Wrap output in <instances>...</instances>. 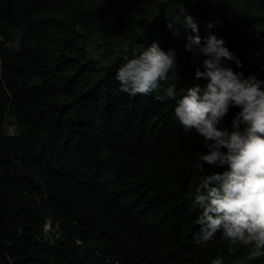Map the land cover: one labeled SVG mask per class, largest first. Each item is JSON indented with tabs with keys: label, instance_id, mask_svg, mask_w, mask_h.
<instances>
[{
	"label": "trees",
	"instance_id": "1",
	"mask_svg": "<svg viewBox=\"0 0 264 264\" xmlns=\"http://www.w3.org/2000/svg\"><path fill=\"white\" fill-rule=\"evenodd\" d=\"M185 2L201 38L222 37L241 61L226 66L264 79V0H163L154 15H116L108 38L124 33L127 43L110 44L101 68L72 16L80 0H0V264H236L247 255L220 232L197 246L201 138L184 131L174 100L130 96L115 78L121 53L156 42L176 54L163 89L174 84L179 97L205 83L194 75L204 57L168 27Z\"/></svg>",
	"mask_w": 264,
	"mask_h": 264
},
{
	"label": "clouds",
	"instance_id": "2",
	"mask_svg": "<svg viewBox=\"0 0 264 264\" xmlns=\"http://www.w3.org/2000/svg\"><path fill=\"white\" fill-rule=\"evenodd\" d=\"M181 13V19L168 27L173 35L183 28L188 33L185 49L204 57L194 73L204 79L203 85L181 89L179 97L176 85L163 89L162 82L177 74L176 54L156 42L136 55L129 56L127 50L121 53L115 78L120 91L130 96L155 93L156 100L175 101L176 119L185 132L199 135L204 149L192 163L202 176L192 193L200 209L194 241L202 246L220 232L230 245L249 247L247 255L236 261L249 264L264 257V79L226 66V60L238 66L241 61L224 39L212 32L201 38L194 16L183 7ZM11 47L19 50L21 44L16 41ZM231 107L239 110L226 124ZM211 264H223V257L217 256Z\"/></svg>",
	"mask_w": 264,
	"mask_h": 264
},
{
	"label": "rangeland",
	"instance_id": "3",
	"mask_svg": "<svg viewBox=\"0 0 264 264\" xmlns=\"http://www.w3.org/2000/svg\"><path fill=\"white\" fill-rule=\"evenodd\" d=\"M161 1L163 0H80V4L75 7L72 16L79 20L78 28L81 33L86 34L89 38L86 47L88 59L92 60L97 68H101L108 63L106 54L110 51V44L125 46L127 43V40L124 39V33H122L123 35L115 34L112 38L113 43L111 38H108L110 33L113 34L110 25L116 15L126 20L140 18L143 13L154 15L157 13L158 4ZM182 7L189 13L188 2H185L176 10L174 23L181 19ZM106 13H112L113 15L107 20L108 22L102 21L105 19V15H109ZM183 31L184 29L181 28L177 37L179 41L185 44L186 36ZM103 37H106L105 43H102ZM110 40L111 42L108 43ZM100 73L101 70H98L97 74L99 75ZM5 128L8 132L14 133V120L11 117L7 119ZM202 151L204 149L201 146L196 153L198 154Z\"/></svg>",
	"mask_w": 264,
	"mask_h": 264
},
{
	"label": "built area",
	"instance_id": "4",
	"mask_svg": "<svg viewBox=\"0 0 264 264\" xmlns=\"http://www.w3.org/2000/svg\"><path fill=\"white\" fill-rule=\"evenodd\" d=\"M44 229H45V230H48V229H49V224L46 223V224L44 225Z\"/></svg>",
	"mask_w": 264,
	"mask_h": 264
}]
</instances>
